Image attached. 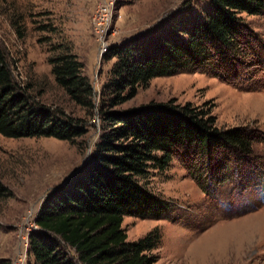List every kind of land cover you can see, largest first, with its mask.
Listing matches in <instances>:
<instances>
[{
	"label": "rangeland",
	"instance_id": "1",
	"mask_svg": "<svg viewBox=\"0 0 264 264\" xmlns=\"http://www.w3.org/2000/svg\"><path fill=\"white\" fill-rule=\"evenodd\" d=\"M101 4L109 15L100 38L93 21ZM204 5L205 0H0V44L16 78L46 76L43 98L81 114L52 81L45 60L50 43L61 42L76 55L96 93L113 61L105 58L109 44L177 37ZM240 15L248 29L244 49L257 66L237 63V78L230 81L199 70L154 76L119 105L168 99L205 103L216 126H242L256 134L244 158L231 151L215 155L206 167L204 158L194 160L201 167L198 182L175 156L165 170L150 176L149 188L166 201L163 215L126 214L121 226L129 240L158 228L160 243L151 264H264V15ZM92 116L87 132L73 143L0 134V182L8 189L0 198V260L6 264L15 255L19 228L34 217L43 196L87 159L98 133ZM30 259L28 254L27 264Z\"/></svg>",
	"mask_w": 264,
	"mask_h": 264
},
{
	"label": "trees",
	"instance_id": "2",
	"mask_svg": "<svg viewBox=\"0 0 264 264\" xmlns=\"http://www.w3.org/2000/svg\"><path fill=\"white\" fill-rule=\"evenodd\" d=\"M201 9L177 37L109 44L105 58L113 61L96 93L76 55L61 42L50 43L45 60L52 81L81 114L43 98L46 76L16 78L0 44V134L73 143L87 132L94 114L98 125L87 159L37 207L29 264H151L160 243L158 228L129 240L121 226L126 214L163 215L166 201L149 188L150 176L175 156L198 182L201 167L194 160L204 158L206 167L215 155L232 151L244 158L251 152L256 134L242 126H216L205 103L168 99L119 106L154 76L199 70L230 81L237 78V63L258 65L244 49L248 29L240 12L264 15V0H205ZM219 169L223 175L226 166ZM7 194L0 182V198Z\"/></svg>",
	"mask_w": 264,
	"mask_h": 264
},
{
	"label": "built area",
	"instance_id": "3",
	"mask_svg": "<svg viewBox=\"0 0 264 264\" xmlns=\"http://www.w3.org/2000/svg\"><path fill=\"white\" fill-rule=\"evenodd\" d=\"M108 15L109 12L106 15V5L104 4H101L100 7L97 9L96 13L94 14L93 30L96 33V35L100 38L102 37V33H103L102 31L104 28L103 20L104 19L107 20ZM36 228L37 225L34 223V217L30 218L23 228H19L18 246L15 255L11 259V264H27V255L29 254L28 251L29 232L35 230Z\"/></svg>",
	"mask_w": 264,
	"mask_h": 264
}]
</instances>
